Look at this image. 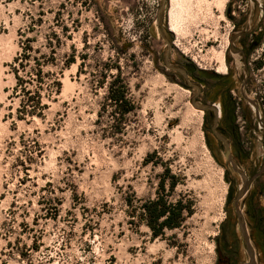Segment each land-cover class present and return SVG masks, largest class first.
I'll use <instances>...</instances> for the list:
<instances>
[{
    "label": "rangeland",
    "instance_id": "obj_1",
    "mask_svg": "<svg viewBox=\"0 0 264 264\" xmlns=\"http://www.w3.org/2000/svg\"><path fill=\"white\" fill-rule=\"evenodd\" d=\"M171 9L0 0V264H246L220 239L242 185L231 159L264 164V0H229L207 45L188 21L172 32ZM225 37L224 73L209 51ZM224 92L244 152L230 158L192 103L220 109Z\"/></svg>",
    "mask_w": 264,
    "mask_h": 264
},
{
    "label": "flooded vegetation",
    "instance_id": "obj_2",
    "mask_svg": "<svg viewBox=\"0 0 264 264\" xmlns=\"http://www.w3.org/2000/svg\"><path fill=\"white\" fill-rule=\"evenodd\" d=\"M155 25L158 26L157 30L159 33L165 37L161 15L159 25L157 21ZM165 43V48H169V43L172 44V40H166ZM163 52L162 61L167 63L166 49ZM170 66L176 67L178 71L176 73L179 74V77L183 79L187 86L192 87L187 79L191 81H194V79L188 76L187 73L181 72V69L187 70L186 67H182L178 62H173ZM227 101L232 104L227 93L224 92L220 109H218L216 104H205V106L215 107L220 112L216 129L213 128L216 112L210 108L205 109V111L213 116L211 129L215 138L221 142L222 153H225V156L230 158V153H232L233 149L237 153L244 154V152L239 145L235 122L232 120L230 110L225 107ZM205 122L208 123V119ZM228 138H231L230 143ZM208 144L214 151L210 141ZM237 161L238 159H231L232 167L241 178L242 185H239L238 180L234 179L231 187L230 198L232 195L234 197L232 202L234 210L233 215L231 214L230 216V226L228 228L231 233V240L229 242L226 235L227 223L223 225L222 239L220 240L223 241V246L228 250H232L235 259H239L243 253L246 257V264H264V205L262 203L264 200V164L260 169L248 174L239 168ZM229 264H231V260Z\"/></svg>",
    "mask_w": 264,
    "mask_h": 264
},
{
    "label": "bare ground",
    "instance_id": "obj_3",
    "mask_svg": "<svg viewBox=\"0 0 264 264\" xmlns=\"http://www.w3.org/2000/svg\"><path fill=\"white\" fill-rule=\"evenodd\" d=\"M228 2H229V0H170L172 9L169 12V15H170V24H169L170 27L169 28L172 32H174V33L178 32L179 33L183 23L185 22V24H186L187 23L186 21H188L191 23V25L193 24V27L195 26L196 29L199 28L198 30L204 34L203 37H205V39H204L205 43H206L205 45H207V43L209 42L211 37L215 41H218L221 38V32H220V26L221 25L219 22L223 21L225 19V9L227 7ZM217 13H219L218 14L219 16H217ZM210 24H212L215 27V30L212 32V35H210V33H211L210 29H209L210 30L209 31L208 28H204V27L202 28L203 25L209 26ZM212 25H211V27H213ZM192 30H194V29L192 28ZM181 31H183V33L185 32L184 29ZM189 31H191V30L189 29ZM191 32L193 33V31H191ZM189 35H190V33H189ZM224 39H225V41H223L224 45L221 48L220 47L219 48L218 47H212L210 49L209 53H210V56L212 57V59L211 58H209V59L215 61L216 63H218L220 65L219 66V72L221 71V72L225 73V72H227L226 50H227V46L229 44V39H228V37H225ZM159 80H157L156 83H158ZM163 81L161 80L160 82L162 83ZM154 82H155V80H154ZM163 84L164 83H162L161 85H163ZM161 85H159V86H161ZM175 87H177V86L175 85ZM211 251H214V246H212Z\"/></svg>",
    "mask_w": 264,
    "mask_h": 264
},
{
    "label": "trees",
    "instance_id": "obj_4",
    "mask_svg": "<svg viewBox=\"0 0 264 264\" xmlns=\"http://www.w3.org/2000/svg\"><path fill=\"white\" fill-rule=\"evenodd\" d=\"M122 98H123V96L122 95H119L117 97L116 101H122ZM235 112H236V107H232L230 114L232 116L233 122H235V120H236ZM153 205L156 207V209L151 212L152 213L153 220H157L161 216H163V215L166 214V211L165 210L162 211V212H160V213H157V207H158L159 203H156V204H153ZM148 208H150V207H148ZM180 218H181V215L179 213L176 214V213L173 212V214L172 213L169 214V216L167 217V220L163 223V226H167V227H171V228L172 227H175V226H178L179 225V221H180L179 219Z\"/></svg>",
    "mask_w": 264,
    "mask_h": 264
},
{
    "label": "water",
    "instance_id": "obj_5",
    "mask_svg": "<svg viewBox=\"0 0 264 264\" xmlns=\"http://www.w3.org/2000/svg\"><path fill=\"white\" fill-rule=\"evenodd\" d=\"M192 103H193L196 107H198V108H200V109L205 110V109L210 108V109H213V110L216 112L215 119H214V122H213V128L216 129L217 126H218L219 116H220V112H219V110L216 109L215 107H209V106H205V105H202V104H200V103H197L194 99L192 100Z\"/></svg>",
    "mask_w": 264,
    "mask_h": 264
},
{
    "label": "built area",
    "instance_id": "obj_6",
    "mask_svg": "<svg viewBox=\"0 0 264 264\" xmlns=\"http://www.w3.org/2000/svg\"><path fill=\"white\" fill-rule=\"evenodd\" d=\"M133 41L135 42V41H137V39H136V37L135 38H133ZM218 229H220V227L218 226ZM220 232V231H219Z\"/></svg>",
    "mask_w": 264,
    "mask_h": 264
}]
</instances>
